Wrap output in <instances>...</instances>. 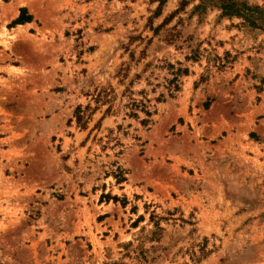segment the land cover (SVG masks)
Segmentation results:
<instances>
[{
    "label": "rangeland",
    "instance_id": "1",
    "mask_svg": "<svg viewBox=\"0 0 264 264\" xmlns=\"http://www.w3.org/2000/svg\"><path fill=\"white\" fill-rule=\"evenodd\" d=\"M221 3L0 0V264H264V18Z\"/></svg>",
    "mask_w": 264,
    "mask_h": 264
},
{
    "label": "trees",
    "instance_id": "2",
    "mask_svg": "<svg viewBox=\"0 0 264 264\" xmlns=\"http://www.w3.org/2000/svg\"><path fill=\"white\" fill-rule=\"evenodd\" d=\"M220 8L223 10L224 16H238L245 19L251 26L257 27V20H263V14L258 7L252 8L247 4H238L233 0H222ZM32 16L28 14L26 9H21L20 16L14 21L15 25H23L30 23Z\"/></svg>",
    "mask_w": 264,
    "mask_h": 264
}]
</instances>
